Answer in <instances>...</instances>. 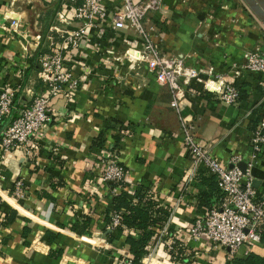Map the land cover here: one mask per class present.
I'll return each instance as SVG.
<instances>
[{
    "label": "crops",
    "instance_id": "1",
    "mask_svg": "<svg viewBox=\"0 0 264 264\" xmlns=\"http://www.w3.org/2000/svg\"><path fill=\"white\" fill-rule=\"evenodd\" d=\"M58 1L53 13L57 11L66 22H57L56 28L76 29L79 22L70 19L77 1ZM118 2L104 0L106 10ZM4 15L9 26L11 18L20 21L14 16L19 12L9 10ZM152 22L154 40L166 53L162 54L181 58L203 78L207 71L226 73L233 63L240 64L253 45L264 47V0H163ZM43 40L40 33L24 38L0 30V89L16 88L18 109L42 86L36 58ZM141 43L134 34L114 29L110 18L97 20V27L80 38L77 51L66 56L80 79L78 89L53 100L54 113L35 136L31 155L18 149L4 153L0 148V264H115L122 254L132 256L123 234L115 232L109 241L100 233L103 214L111 211L112 190L106 183L96 184L94 190L88 187L98 172L96 159L104 147H113L115 138L118 162L129 169L130 187L144 184L160 205L170 209L164 227L190 254L178 261L227 264L231 257L249 251L264 254L262 242L243 244L231 253L205 235L191 237L189 228L216 204V197L213 194L210 206L200 204V191L207 187L200 174L188 180L190 155L180 130L183 117L192 119L198 140L223 165L229 166L232 157L251 163L255 189L264 196V143L254 158L251 144L255 121L264 120L260 88L264 76L244 73L238 81L226 76L246 93L236 104L220 101L196 80L179 83L174 94L156 83L144 64L133 68L122 58L123 51L138 50ZM173 95L176 106L171 104ZM17 180L23 188L19 198L13 194ZM11 210L15 216L8 221ZM88 212L93 217L92 234L78 235L70 225ZM153 247L150 264H174L161 240L149 251Z\"/></svg>",
    "mask_w": 264,
    "mask_h": 264
},
{
    "label": "built area",
    "instance_id": "2",
    "mask_svg": "<svg viewBox=\"0 0 264 264\" xmlns=\"http://www.w3.org/2000/svg\"><path fill=\"white\" fill-rule=\"evenodd\" d=\"M77 1L70 20H76L79 25L76 29L65 31V40L61 45H55L47 53L37 56L39 66L38 79L41 87L36 92H31V102L20 109L15 107L16 88L4 86L0 89V148L6 153L14 149L20 150L29 156L32 152V143L35 136L49 123L54 109L52 102L59 96L75 94L80 79L73 74L66 63V54L76 49L77 42L88 30L97 27V20L110 18L114 29H128L138 38L144 32L142 19L148 10L156 7L159 0H119L118 4L110 10H106L104 0H71ZM60 21L66 20L59 15ZM11 26L16 28L18 19L11 18ZM58 31L51 26L50 30ZM50 38V37H49ZM141 39V38H139ZM143 47L138 50L127 51L122 56L124 60L131 62L132 67L144 64L153 73L156 83L168 86L175 94L179 83L189 84L196 80L202 84V88L214 93L227 104H235L239 97L237 85L208 71L212 84L221 81L218 88L210 87L203 83L205 80L199 71L182 61L179 57H172L153 49L152 44L145 43L141 39ZM72 47L67 50L68 47ZM261 50V51H259ZM121 57H116L119 60ZM243 69L255 70L264 76V48L257 47L244 53L240 64ZM236 65V66H238ZM88 68L84 67V71ZM234 77V76H232ZM171 104L177 105L176 95H173ZM15 114V115H13ZM182 145L190 155V167L188 180L201 172L215 176L217 186L222 194L220 201L209 208L206 215L196 219L189 228V234L194 239L207 236L211 243L223 247H229L231 253L243 244H252L261 241V233L264 230V196H258L252 185V171L250 164H246L245 172L238 166L239 157H232L229 166L223 165L210 154L206 143H201L196 136V124L192 119L183 117L180 121ZM264 142V120L255 128L251 137L253 151L252 158L261 150ZM106 158V167L100 180L109 188L111 183H119L128 180V167L120 164L116 159ZM117 187V186H116ZM117 189V188H116ZM15 197L23 196L22 182L17 180L14 184ZM111 222L106 228L113 229L119 223V214L110 211ZM161 236H167L165 250H174L175 235L168 234L163 227ZM160 241V240H159ZM151 251L145 256L151 257ZM115 264H132V256L123 255Z\"/></svg>",
    "mask_w": 264,
    "mask_h": 264
},
{
    "label": "trees",
    "instance_id": "3",
    "mask_svg": "<svg viewBox=\"0 0 264 264\" xmlns=\"http://www.w3.org/2000/svg\"><path fill=\"white\" fill-rule=\"evenodd\" d=\"M239 98L246 97L245 92L237 86ZM264 94V88L260 87ZM258 118V117H257ZM260 123V120L255 121L253 130ZM117 138L115 142L117 143ZM116 143L113 147H116ZM207 175V176H205ZM202 182L206 185V189L200 191V204L212 205L213 194L216 197L215 202L220 201L222 196L215 179L212 174L200 173ZM113 192L111 199V210L119 214V223L113 228H106V224L111 222L110 210H106L103 214L102 231L106 234L109 241L114 240V233L118 232L124 235L125 244L132 255V264H142V260L148 254L150 246L154 245L159 240H165L164 236L160 235V230L166 225L170 217V209L160 205L152 196L149 188L144 184L138 183L132 189L128 180L111 183ZM117 186V187H116ZM117 188V189H116ZM211 207V206H210ZM92 212V211H91ZM78 215L75 221L70 225V229L76 234H84L90 236L92 234V213ZM12 221L15 216V210L10 211ZM168 234L172 231L168 230ZM264 244V230L261 233V241ZM183 249L179 246L174 238V250L168 251L170 260L185 261L186 257H182ZM227 264H264V254H258L254 251H249L243 256H233Z\"/></svg>",
    "mask_w": 264,
    "mask_h": 264
},
{
    "label": "rangeland",
    "instance_id": "4",
    "mask_svg": "<svg viewBox=\"0 0 264 264\" xmlns=\"http://www.w3.org/2000/svg\"><path fill=\"white\" fill-rule=\"evenodd\" d=\"M0 1H1L0 3L2 4L1 5L2 10L0 11V30H4L5 34L7 36H15V37L17 36L18 37L21 35L24 38L27 37V35H30L33 33H40L41 37L44 38V40L41 44H38V46L40 45V47L38 48L39 51H38L37 56L44 53V52L45 53L49 52L51 49H53L55 47V45H61V43L65 40V37H64L66 35L65 31H67L68 29H65L62 26L58 25L59 26L58 31H56L54 29L50 30L51 26L56 27V25L58 24L57 22L60 21L58 19L57 11H56V13H53V7H54V5H56L57 0H0ZM162 1L163 0H159L158 2H156L155 3L156 7L151 9V10H148L145 13V15L142 19V25H143L144 32L142 33L141 36H139V38L143 39L145 43L152 44L153 49L156 48V50L158 52L165 53L160 47H158L159 44L154 40V35L152 34L154 31V25L152 22V17L155 15L156 12H158L160 10V8L162 6ZM58 2H60L59 4L67 3V0H60ZM9 10L14 11L15 13L19 12L18 16L14 15L15 17H18L20 19L19 25L16 29H14L8 25V20L4 15ZM23 10H25V11H23ZM123 31L127 32V33L134 34L132 31H129L128 29H124ZM256 44H258V43H256ZM78 47H79V41L77 42L76 49H74L72 51H77ZM142 47H143V44L141 45V48ZM254 47L255 46L253 45L251 47L252 49L247 50L246 53L251 51V50H255ZM259 47L264 48L261 45ZM71 48L72 47L70 46V47H68L67 50H70ZM259 51H261V50H259ZM124 52L125 51H123L122 56L126 54ZM65 54L68 55L70 53L68 51V53H65ZM233 69H235V70H233ZM231 70H232V72L229 74V72ZM244 73H252V74L254 73L255 74V73H260V72H257L255 70L243 69L242 66H240V65L236 66L233 63L231 65L229 71H227L226 73H221L220 76L226 77V76L230 75L232 77L235 75L234 77H232L231 81H238L240 79L239 77L241 76V74H244ZM207 75L212 76V75H210V73H208V71H207ZM234 84L237 85L238 87L240 86L239 82H235ZM220 101H222V100H220ZM30 102H31V100H30ZM15 107L17 108L18 106L15 105ZM13 115H15V114H13ZM127 128H128V126L125 127V129L123 130V133L127 131ZM102 147H104V145ZM119 154H120L119 149L116 147H111V146L104 147L103 152H101V154L96 159L98 172H97V174H95L96 175L95 179H92V178L90 179L91 181L89 182V185H88V187L91 186L90 189L94 190L96 184L104 183V181L100 180V178L103 176V173H104L103 169L107 165L105 157L108 156L111 160L116 159L118 161L117 157ZM100 233L104 234L103 231ZM172 234L175 235V233H173V232H172ZM167 236H164V237L167 239ZM165 240H161V242L165 244ZM184 253L185 254H183L182 257L188 256V255L190 256L188 251H185ZM151 254H152L151 257H155L154 256V247H153V251L151 250ZM122 257H123V254L120 256V258H122ZM118 260L115 263H117ZM149 260L150 259H147V257H145L142 261V264H150ZM172 262H174V264H183V263L184 264H190V263H192L191 261H188V262H182L181 261L182 262L181 263L178 260H176V261L173 260Z\"/></svg>",
    "mask_w": 264,
    "mask_h": 264
},
{
    "label": "bare ground",
    "instance_id": "5",
    "mask_svg": "<svg viewBox=\"0 0 264 264\" xmlns=\"http://www.w3.org/2000/svg\"><path fill=\"white\" fill-rule=\"evenodd\" d=\"M205 80H203V83L205 82V84L207 86H210V87H215V88H218V86L220 85L221 81H217L216 84H212L211 82V78L210 77H205L204 78ZM152 258L149 260V263L151 262Z\"/></svg>",
    "mask_w": 264,
    "mask_h": 264
},
{
    "label": "water",
    "instance_id": "6",
    "mask_svg": "<svg viewBox=\"0 0 264 264\" xmlns=\"http://www.w3.org/2000/svg\"><path fill=\"white\" fill-rule=\"evenodd\" d=\"M238 166L242 169L243 172H245V169H246V163L245 162H243V161L239 162ZM252 185L254 188L256 187V181L255 180L252 181ZM227 249L229 250V247H227Z\"/></svg>",
    "mask_w": 264,
    "mask_h": 264
}]
</instances>
